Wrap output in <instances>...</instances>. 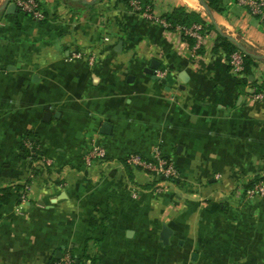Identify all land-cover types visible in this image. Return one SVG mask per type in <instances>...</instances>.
I'll return each instance as SVG.
<instances>
[{"label": "crops", "instance_id": "1", "mask_svg": "<svg viewBox=\"0 0 264 264\" xmlns=\"http://www.w3.org/2000/svg\"><path fill=\"white\" fill-rule=\"evenodd\" d=\"M36 1L44 22L0 0V185L14 186L0 264L68 253L82 264H264V197L247 194L264 177V101L251 100L264 83V19L238 0H149L153 19L119 0ZM179 7L202 20L197 54L162 23ZM219 36L254 57L252 79L231 74ZM153 61L165 83L145 72ZM29 132L51 165L18 198ZM97 146L105 159L88 163ZM156 150L178 171L160 190L123 163Z\"/></svg>", "mask_w": 264, "mask_h": 264}, {"label": "built area", "instance_id": "2", "mask_svg": "<svg viewBox=\"0 0 264 264\" xmlns=\"http://www.w3.org/2000/svg\"><path fill=\"white\" fill-rule=\"evenodd\" d=\"M129 3L130 12L142 14L149 19H153L150 14L151 9L149 5L144 7L138 0H131ZM238 3L239 5L245 7L251 15L264 19V0H238ZM13 4L19 11L30 15V17L37 22H41L46 19L45 13L41 10L36 0H13ZM162 23L164 26H167L165 22L162 21ZM201 29L202 27L200 25L194 24L191 28L185 30V34L192 37L196 41V44L192 49L194 53L201 47L202 44L203 36L200 32ZM105 40L108 41L107 38ZM243 57V52L241 50H237L228 57V63L232 75L237 78L246 79L243 74ZM90 61H92V59H90ZM158 75L163 77L164 73L159 72ZM251 100L264 101V92L256 91L255 89L252 90ZM24 144L28 148H31V144L27 141H24ZM105 157V150L97 146L90 151L86 160L88 163H91L93 160H103ZM26 160L29 162L30 158ZM125 161L128 166L144 170L150 173L154 179H157L158 182L155 184L156 190H160L166 183H171L170 179H176L178 177V171L175 168L174 163L171 160L164 159L158 150L154 151L150 158H142L139 155H130L125 159ZM50 165L51 161L43 155L38 161L33 163V166L36 169L48 168ZM161 178L163 180H161ZM28 187L29 186L26 185L25 189L27 190ZM247 194L251 197L256 195L264 197V181L257 182L253 188L247 191ZM56 264H73V260L69 254H65L61 262Z\"/></svg>", "mask_w": 264, "mask_h": 264}, {"label": "trees", "instance_id": "3", "mask_svg": "<svg viewBox=\"0 0 264 264\" xmlns=\"http://www.w3.org/2000/svg\"><path fill=\"white\" fill-rule=\"evenodd\" d=\"M120 2L124 3L128 9H130V1L131 0H119ZM140 1L142 6H147V5H151L149 0H138ZM208 5L210 7L216 8V10H220L217 5H216V0H205ZM19 13L23 14V15H27L30 17V15L23 13L21 11L18 10ZM164 22L167 24V29L168 30H177L178 28L181 29V34L183 39H185L191 46V48L193 49V47L196 44V41L185 34V30L189 29L192 27V25L197 24L200 25L202 27V20L200 18V16L196 13H189L185 10L184 7H179L174 9L171 13H168L167 15L164 16L163 18ZM45 21V20H44ZM41 21V22H44ZM201 34L202 36H204L205 32L204 29L202 27L201 29ZM216 50H223L227 56L229 57L233 52L239 50L238 48H236L235 46H233L231 44V42L229 41L228 37L225 36H219L217 41H216V46H215ZM197 52H200V48L198 50L195 51V53L197 54ZM243 60H244V71L243 74L245 75L246 79L245 81L249 80V77L252 75V68L255 66V59L253 56L244 53L243 52ZM253 83V82H252ZM255 90L256 91H264V83L261 85H257L255 86ZM24 141H27L28 143L31 144V148H28L25 144ZM42 154H41V145L39 143L38 140H36L34 133H27L24 135L22 143H21V150H20V157L23 160H26L28 158H30L29 160V177L26 181L24 182H19L17 183L15 186L18 187V198L21 197L20 195V190L22 191V189L24 190L26 185H29V183L31 182V179L33 177H35L38 174V169H36L33 166V163L38 161L41 158ZM166 160H169L168 158H165ZM124 165H125V169L127 172L130 171L129 166L126 164V161H123ZM160 180V179H158ZM161 180H163L161 178ZM257 181H264V177L258 178L257 177ZM170 182L173 184H176L178 182V179H170ZM14 186L12 185H0V208L3 207L4 205H6L9 201L10 198L12 196V190H13ZM93 224V223H92ZM71 257V259L73 260V264H82L81 259H78L77 257H74L72 254L68 253ZM63 257L60 258H56L53 257L50 261V264H56V263H60Z\"/></svg>", "mask_w": 264, "mask_h": 264}, {"label": "water", "instance_id": "4", "mask_svg": "<svg viewBox=\"0 0 264 264\" xmlns=\"http://www.w3.org/2000/svg\"><path fill=\"white\" fill-rule=\"evenodd\" d=\"M75 1V0H73ZM81 1L82 3L84 4H90V3H94L96 0H79ZM14 6V5H13ZM14 8V7H12ZM235 44H236V41H233ZM119 47V46H118ZM242 52L246 53L244 50L241 49ZM160 69L159 68V64L158 62L156 61H153L150 65V67L148 69L145 70L146 73L150 74V75H153V79L155 80H158V81H162V83H165V80L164 79H160V77L156 76L154 74V72L156 70ZM252 79V77H250ZM49 116L48 114H46V117ZM109 128H110V125L108 123H105L102 127V132L103 133H108L109 132ZM171 235V230L166 226V225H163L162 226V231L160 233V240L162 241V243L164 245H168V238L169 236ZM57 257H60V253L57 255Z\"/></svg>", "mask_w": 264, "mask_h": 264}, {"label": "rangeland", "instance_id": "5", "mask_svg": "<svg viewBox=\"0 0 264 264\" xmlns=\"http://www.w3.org/2000/svg\"><path fill=\"white\" fill-rule=\"evenodd\" d=\"M32 180H33V179H32ZM32 180H31V182H32ZM31 182H30V183H31ZM30 183H29V185H30ZM22 190H23V189H22ZM23 191H24V190H23Z\"/></svg>", "mask_w": 264, "mask_h": 264}]
</instances>
